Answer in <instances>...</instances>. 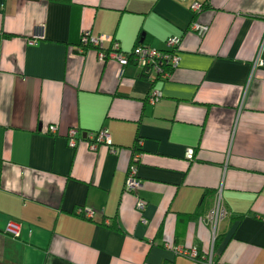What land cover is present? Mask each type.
Returning a JSON list of instances; mask_svg holds the SVG:
<instances>
[{
	"label": "crops",
	"instance_id": "1",
	"mask_svg": "<svg viewBox=\"0 0 264 264\" xmlns=\"http://www.w3.org/2000/svg\"><path fill=\"white\" fill-rule=\"evenodd\" d=\"M86 33L123 52L178 37L180 62L152 82L81 51ZM263 43L264 0H0V264H264ZM70 127L117 151L70 147Z\"/></svg>",
	"mask_w": 264,
	"mask_h": 264
},
{
	"label": "built area",
	"instance_id": "2",
	"mask_svg": "<svg viewBox=\"0 0 264 264\" xmlns=\"http://www.w3.org/2000/svg\"><path fill=\"white\" fill-rule=\"evenodd\" d=\"M191 9L196 14L203 9V4L201 2L195 1L191 5ZM192 28L198 32L200 36H204L209 26L199 21H195L192 25ZM113 41L112 38L108 35H91L84 34L82 38L80 50L83 51L87 46H93L100 49L99 54L100 58H113L117 60L121 66H125L129 63H134L142 67L143 72L148 74L152 79V82L156 79L161 80H170L172 78V71L175 69L180 62L179 56V44L180 38L171 36L166 40L165 48H156L147 44H139L135 46L132 50L128 52H123L119 49L118 43H113L112 48L108 51L103 50L104 41ZM264 46V43H263ZM102 49V50H101ZM261 65H264V59L258 60ZM153 76V77H152ZM162 91L160 89L152 88L150 95L148 96V101L152 104L157 102L162 97ZM49 132L56 133L57 126L55 124H51L49 126ZM67 140L70 147L75 148L80 143L87 142L90 150L95 151L101 144H106L111 146V151L116 152L117 149L112 147L113 140L112 136L108 129L102 128L98 131L91 132H82L77 127H70L67 131ZM193 150L189 149L186 153L188 158L193 157ZM139 155L134 154L131 164L129 166L127 175H126V190L130 192H137L139 187L141 186V180L138 178V165H139ZM146 207V202L143 199H138L137 208L141 212ZM80 214L86 216L87 218H92L93 211L91 209H80ZM225 215V210L221 208V204L217 203L214 209L208 214L209 220L216 227L218 221ZM142 221L144 223L147 222V219L142 217ZM22 225L15 221L11 220L7 223L5 231L15 237H19L21 234ZM176 250L178 253L183 255L191 256L192 258L197 259L198 251L184 249L181 246H177ZM213 254V247L211 249V256ZM211 258V257H210ZM198 260V259H197ZM211 264V259H210Z\"/></svg>",
	"mask_w": 264,
	"mask_h": 264
},
{
	"label": "trees",
	"instance_id": "3",
	"mask_svg": "<svg viewBox=\"0 0 264 264\" xmlns=\"http://www.w3.org/2000/svg\"><path fill=\"white\" fill-rule=\"evenodd\" d=\"M202 4H203V3H202ZM85 48H87V46H86ZM197 259H199V260L203 259V255H202L200 252H198V257H197Z\"/></svg>",
	"mask_w": 264,
	"mask_h": 264
}]
</instances>
